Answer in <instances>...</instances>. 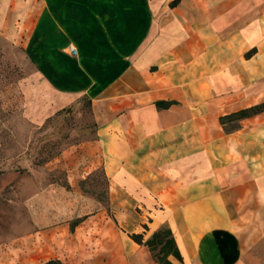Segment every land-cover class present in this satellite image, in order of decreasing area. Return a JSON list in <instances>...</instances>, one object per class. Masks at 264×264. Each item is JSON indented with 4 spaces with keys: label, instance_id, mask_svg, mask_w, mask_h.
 Segmentation results:
<instances>
[{
    "label": "crops",
    "instance_id": "obj_1",
    "mask_svg": "<svg viewBox=\"0 0 264 264\" xmlns=\"http://www.w3.org/2000/svg\"><path fill=\"white\" fill-rule=\"evenodd\" d=\"M20 34L36 89L89 98L96 130L49 162L68 187L0 173L22 205L0 212V264H156L129 234L161 226L174 264H264V111L220 123L264 103V0H39ZM99 167L118 214L80 189Z\"/></svg>",
    "mask_w": 264,
    "mask_h": 264
},
{
    "label": "rangeland",
    "instance_id": "obj_2",
    "mask_svg": "<svg viewBox=\"0 0 264 264\" xmlns=\"http://www.w3.org/2000/svg\"><path fill=\"white\" fill-rule=\"evenodd\" d=\"M16 2L15 13L6 18L7 30L2 27L4 13H0V172L27 173L42 183L64 182L65 172L48 169L49 162L62 150L94 136L92 109L84 98L56 107L55 96L49 90L36 89L38 78L24 56L20 32L24 14L39 0ZM50 154L55 156L45 162ZM80 183L83 193L100 200L96 199L98 205L91 209V214H118L112 205L107 209V181L102 173L95 170ZM15 193L13 184L0 189L1 213L22 210ZM130 210L133 214L141 213L139 207L130 206ZM4 221L5 216L0 214L2 236L6 231Z\"/></svg>",
    "mask_w": 264,
    "mask_h": 264
},
{
    "label": "trees",
    "instance_id": "obj_3",
    "mask_svg": "<svg viewBox=\"0 0 264 264\" xmlns=\"http://www.w3.org/2000/svg\"><path fill=\"white\" fill-rule=\"evenodd\" d=\"M175 2L176 1H173L172 4H174ZM252 51H253V49L250 50L247 53V55H249ZM82 98L86 99L85 97H82ZM88 103L91 106V100L89 98H88ZM260 111H264V103L254 105V106H251L249 108L241 109V110H238L236 112H232L229 114L222 115V116H220V123L226 132H232V131H234L240 127L239 121L242 118L251 116V115L256 114ZM95 130H96V126H95ZM93 138H95V133H94V136L90 139H93ZM54 156H55V154L48 155L47 158L45 159V162L50 160ZM96 170H98L100 173H102L103 176L106 178L103 168L99 167ZM92 173H90L88 175L87 179H89V177H90V175H92ZM52 181H55V180H52ZM106 181H107V179H106ZM60 183H63L64 185H66L68 187V185L65 182H60ZM95 199L99 200L97 197ZM108 208H109V204L107 202V209ZM79 221L80 220L78 219V220L72 222L71 228H73L74 225L76 223H78ZM145 229H146V227H145ZM129 236L136 243L144 245L148 248V250L151 252L152 257L155 260L156 264H174L169 259V256L174 257L178 261H182V257L180 255V252H179L177 246H176V242L174 240L172 232H171L170 228H168L166 226H161L157 230L153 231L147 238H144L143 233H131V234H129ZM43 264H68V263H64L58 259H50V260L44 262Z\"/></svg>",
    "mask_w": 264,
    "mask_h": 264
},
{
    "label": "built area",
    "instance_id": "obj_4",
    "mask_svg": "<svg viewBox=\"0 0 264 264\" xmlns=\"http://www.w3.org/2000/svg\"><path fill=\"white\" fill-rule=\"evenodd\" d=\"M67 51H68V53L71 54V55H76V54H77V49H76V47L73 46L72 44H69V45L67 46Z\"/></svg>",
    "mask_w": 264,
    "mask_h": 264
}]
</instances>
